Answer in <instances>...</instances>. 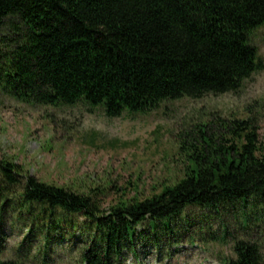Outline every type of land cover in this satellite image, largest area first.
<instances>
[{
  "label": "trees",
  "instance_id": "trees-1",
  "mask_svg": "<svg viewBox=\"0 0 264 264\" xmlns=\"http://www.w3.org/2000/svg\"><path fill=\"white\" fill-rule=\"evenodd\" d=\"M7 24L10 35H1ZM262 27L264 0H0V88L38 105L83 102L109 118L236 93L264 69L251 40ZM259 129L248 109L195 124L179 136L183 168L175 181L150 196L121 197L107 212L92 195L46 183L0 157V231L8 207L26 225L25 241L45 234L49 245L55 232L81 227L89 235L87 264H121L124 251L137 255L140 225L148 222L151 234L139 237L147 243L152 235L157 244L176 221L191 220V209L214 219L230 212L242 230L264 232ZM221 226L223 241L236 239L235 257L223 264H264L259 243ZM0 264L21 262L0 257Z\"/></svg>",
  "mask_w": 264,
  "mask_h": 264
},
{
  "label": "rangeland",
  "instance_id": "rangeland-1",
  "mask_svg": "<svg viewBox=\"0 0 264 264\" xmlns=\"http://www.w3.org/2000/svg\"><path fill=\"white\" fill-rule=\"evenodd\" d=\"M6 26L1 35H10L11 24ZM251 40L264 62V27L255 30ZM247 109L259 121L264 145V69L236 93L184 97L146 113L124 112L112 118L101 107L83 102L38 105L17 100L0 88V157L46 183L92 195L107 212L121 197L150 196L175 181L183 168L177 153L182 132L219 116L246 114ZM16 214L10 207L3 214L1 258L21 264H87L83 253L89 235L81 227L55 232L49 245L45 234L25 241L29 231L16 222ZM205 214L209 213L189 210L191 220L176 221L173 232L157 244L152 235L147 243L139 237L150 233L145 222L137 228V255L124 251L121 264H223L225 258L235 257L236 240H222L223 222L235 238L259 243L264 256L260 229L242 230L230 212H223L221 219ZM78 218L80 226L84 219Z\"/></svg>",
  "mask_w": 264,
  "mask_h": 264
}]
</instances>
